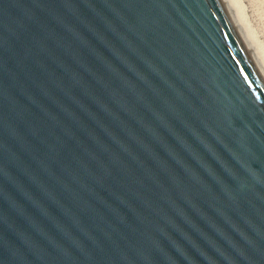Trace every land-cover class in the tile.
<instances>
[{"label": "water", "instance_id": "water-1", "mask_svg": "<svg viewBox=\"0 0 264 264\" xmlns=\"http://www.w3.org/2000/svg\"><path fill=\"white\" fill-rule=\"evenodd\" d=\"M0 264H264V80L222 0H0Z\"/></svg>", "mask_w": 264, "mask_h": 264}, {"label": "bare ground", "instance_id": "bare-ground-1", "mask_svg": "<svg viewBox=\"0 0 264 264\" xmlns=\"http://www.w3.org/2000/svg\"><path fill=\"white\" fill-rule=\"evenodd\" d=\"M227 12L229 13L232 22L239 34V37L254 62L257 70L264 80V47L258 44L255 36L249 29L246 20L239 11L233 0H222ZM264 4V0H263Z\"/></svg>", "mask_w": 264, "mask_h": 264}, {"label": "rangeland", "instance_id": "rangeland-1", "mask_svg": "<svg viewBox=\"0 0 264 264\" xmlns=\"http://www.w3.org/2000/svg\"><path fill=\"white\" fill-rule=\"evenodd\" d=\"M242 13L258 44L264 47V4L263 0H233Z\"/></svg>", "mask_w": 264, "mask_h": 264}]
</instances>
